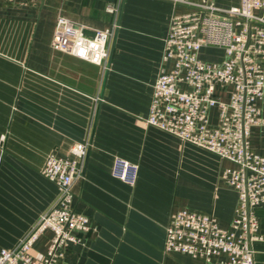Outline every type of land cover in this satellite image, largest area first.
<instances>
[{"label":"crops","instance_id":"obj_1","mask_svg":"<svg viewBox=\"0 0 264 264\" xmlns=\"http://www.w3.org/2000/svg\"><path fill=\"white\" fill-rule=\"evenodd\" d=\"M239 2L214 0L223 9ZM120 3L0 0V248L14 247L52 206L57 186L41 174L47 156L69 159L72 146L86 143L72 207L93 231L68 246L63 264H204L165 251V228L177 208L212 215L228 227L238 197L220 176L233 165L143 122L154 80L171 66L162 62L169 21L188 7L124 0L107 70L51 47L60 17L93 36L116 22ZM203 49L220 56L209 62L222 60V49ZM260 61L264 69V56ZM258 107L264 118V98ZM217 111H208L212 124ZM250 129L248 146L264 156V125ZM253 211L259 234L253 264H264V204ZM51 237L49 229L38 234L28 250L33 259H42Z\"/></svg>","mask_w":264,"mask_h":264},{"label":"built area","instance_id":"obj_2","mask_svg":"<svg viewBox=\"0 0 264 264\" xmlns=\"http://www.w3.org/2000/svg\"><path fill=\"white\" fill-rule=\"evenodd\" d=\"M171 1L188 9L169 21L162 62L171 66L157 74L143 122L230 162L233 166L224 168L220 177L236 190L238 208L223 228L212 215L172 210L163 249L199 257L204 264H253L252 242L259 237L253 210L264 204V156L250 149L248 138L252 126L264 125L258 107L264 98V0H240L228 9L217 7L214 0ZM107 12L115 14L116 9ZM114 26L88 36L69 18L60 17L51 47L105 67ZM203 47L222 49V60H201ZM213 107L218 117L212 124L208 111ZM71 151L69 159L54 154L45 159L41 174L57 186V195L14 247L0 248V264H63L68 246L81 240L80 233L93 231L89 218L72 207L86 143ZM119 176L127 177L125 172ZM45 229L52 237L42 259L35 260L28 250Z\"/></svg>","mask_w":264,"mask_h":264},{"label":"water","instance_id":"obj_3","mask_svg":"<svg viewBox=\"0 0 264 264\" xmlns=\"http://www.w3.org/2000/svg\"><path fill=\"white\" fill-rule=\"evenodd\" d=\"M124 0H121V3H120V7H119V10H118V16H117V19H116V22H115V26H114V29H113V35H112V38H111V41H110V44H109V53H108V58H107V62H106V70L109 68V61H110V58L112 56V53H113V46H114V40H115V37H116V34H117V26L119 25V20H120V11H121V8H122V3H123ZM87 152H86V155L88 153V147H87ZM86 155H85V158H86ZM84 158V160H85ZM84 170V169H83ZM82 170V171H83ZM83 173V172H82Z\"/></svg>","mask_w":264,"mask_h":264},{"label":"rangeland","instance_id":"obj_4","mask_svg":"<svg viewBox=\"0 0 264 264\" xmlns=\"http://www.w3.org/2000/svg\"><path fill=\"white\" fill-rule=\"evenodd\" d=\"M219 57L218 52L213 49H203L200 53V58L206 61H216Z\"/></svg>","mask_w":264,"mask_h":264}]
</instances>
